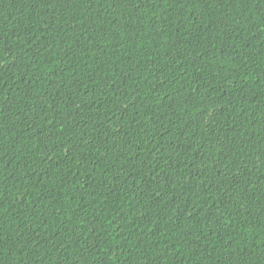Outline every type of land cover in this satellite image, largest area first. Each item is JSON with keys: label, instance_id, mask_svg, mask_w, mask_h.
<instances>
[{"label": "trees", "instance_id": "obj_1", "mask_svg": "<svg viewBox=\"0 0 264 264\" xmlns=\"http://www.w3.org/2000/svg\"><path fill=\"white\" fill-rule=\"evenodd\" d=\"M0 264H264V0H0Z\"/></svg>", "mask_w": 264, "mask_h": 264}]
</instances>
